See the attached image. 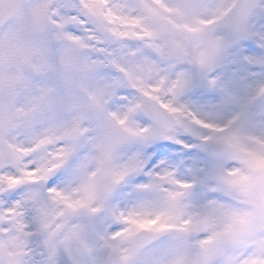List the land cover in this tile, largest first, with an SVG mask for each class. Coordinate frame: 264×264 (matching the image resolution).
Returning <instances> with one entry per match:
<instances>
[{"label": "snow or ice", "instance_id": "obj_1", "mask_svg": "<svg viewBox=\"0 0 264 264\" xmlns=\"http://www.w3.org/2000/svg\"><path fill=\"white\" fill-rule=\"evenodd\" d=\"M0 264H264V0H0Z\"/></svg>", "mask_w": 264, "mask_h": 264}]
</instances>
